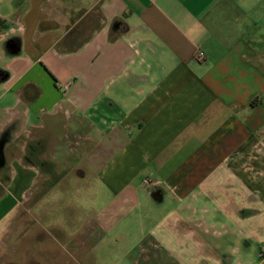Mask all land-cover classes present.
Returning <instances> with one entry per match:
<instances>
[{
    "label": "crops",
    "instance_id": "1",
    "mask_svg": "<svg viewBox=\"0 0 264 264\" xmlns=\"http://www.w3.org/2000/svg\"><path fill=\"white\" fill-rule=\"evenodd\" d=\"M262 4L0 0V226L39 179L78 171L116 207H166L169 228L223 238L237 222L209 211L253 208L264 264Z\"/></svg>",
    "mask_w": 264,
    "mask_h": 264
},
{
    "label": "rangeland",
    "instance_id": "2",
    "mask_svg": "<svg viewBox=\"0 0 264 264\" xmlns=\"http://www.w3.org/2000/svg\"><path fill=\"white\" fill-rule=\"evenodd\" d=\"M262 7L257 39L263 52L264 4ZM61 174L64 173L39 179L19 207L6 216L2 222L5 229L0 232V264H255L257 261V229L253 225L257 226L258 219L253 208L233 210L236 205L232 204L228 211H209L215 223L225 221L222 214L237 222L227 226L224 237L218 238L223 228L217 223L208 228L200 226V221L194 227L181 223L169 228L165 220L171 222L173 214L168 215L166 207L157 206L150 199H139L138 205L116 207L96 179L85 178L78 171L64 177ZM228 228L237 230L241 238L230 235ZM184 230L195 232L194 239L184 237ZM252 230L254 238L250 236Z\"/></svg>",
    "mask_w": 264,
    "mask_h": 264
},
{
    "label": "built area",
    "instance_id": "3",
    "mask_svg": "<svg viewBox=\"0 0 264 264\" xmlns=\"http://www.w3.org/2000/svg\"><path fill=\"white\" fill-rule=\"evenodd\" d=\"M195 60L198 61V62L203 61V54L201 52H198L195 55ZM63 89L66 90L67 89V86H64Z\"/></svg>",
    "mask_w": 264,
    "mask_h": 264
}]
</instances>
